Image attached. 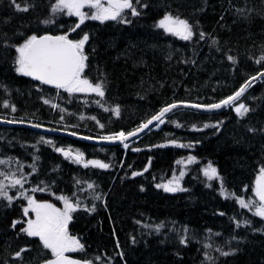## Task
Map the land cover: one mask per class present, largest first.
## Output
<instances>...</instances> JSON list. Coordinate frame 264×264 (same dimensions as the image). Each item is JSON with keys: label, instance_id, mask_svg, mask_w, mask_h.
Wrapping results in <instances>:
<instances>
[{"label": "trees", "instance_id": "16d2710c", "mask_svg": "<svg viewBox=\"0 0 264 264\" xmlns=\"http://www.w3.org/2000/svg\"><path fill=\"white\" fill-rule=\"evenodd\" d=\"M132 2L139 15L126 9L122 19H86L75 28L79 17L54 13L56 0H0V118L100 138L132 132L175 102L219 103L264 71V0ZM168 14L192 26L190 40L158 27ZM43 34L73 41L88 35L83 75L102 85L103 97L68 93L16 71L17 46ZM240 102L248 106L243 115L235 109ZM57 148L78 149L84 162ZM88 160L110 167L85 166ZM0 161V181L13 197L0 196V264L52 257L39 237L21 231L29 219L22 191L61 208V196L80 202L68 226L84 247L69 254L91 264H264V217L237 200L258 201L264 77L228 108L170 113L128 149L1 121ZM209 162L218 172L211 180L203 171ZM181 171L183 190L157 187ZM6 176L23 177V186Z\"/></svg>", "mask_w": 264, "mask_h": 264}, {"label": "snow or ice", "instance_id": "6c2138e0", "mask_svg": "<svg viewBox=\"0 0 264 264\" xmlns=\"http://www.w3.org/2000/svg\"><path fill=\"white\" fill-rule=\"evenodd\" d=\"M138 2V0H137ZM105 4L107 6H105ZM95 9V11L89 15L86 12L81 11L85 6ZM20 6L17 5V8ZM67 9L70 15L79 17V23L75 28H79L80 24H83L86 19L99 20L101 22L107 20L122 19L124 10L130 9L133 16L139 15L136 7L133 5L132 0H56V3L52 6L53 12H60ZM27 10V9H22ZM49 21H44L48 23ZM125 23L130 21L125 20ZM158 27L165 29L167 32L179 36L183 40H190L193 36L192 26L186 21L179 17H173L171 15H165L158 24ZM75 28L72 31H75ZM203 38V34H201ZM88 40V35L78 41L68 39V36H36L32 35L28 37L22 44L17 46L16 50L18 56L16 59V71L26 76H30L39 80L43 84L54 85L57 89H64L68 93H87L94 92L99 96L103 97V87L99 83H92L83 73L86 67L87 56L84 54V45ZM229 59H233L229 57ZM264 76V73L258 74ZM257 77H252L251 80L255 81ZM251 83L246 82L241 88L233 95L228 96L226 99L221 100L219 103L210 105L193 104L191 107L194 108H208V109H219L222 106L230 105L234 101L238 100L246 91L247 87H250ZM49 101H45L48 103ZM99 103V101H97ZM178 107L177 104H170L162 108L159 113L152 116L147 123L142 124L138 129L128 132H119L111 136H102V140H120L125 141L128 137L135 136L137 132L148 128L153 121H158L160 124L164 123L163 117L166 113L171 112L173 109ZM116 113H119V109H115ZM237 113L243 115L248 109L244 104H240L236 108ZM94 119V118H93ZM13 122V121H9ZM38 126V125H37ZM158 126V124H157ZM103 127V125H100ZM208 127V125H205ZM90 139V138H89ZM50 143V142H49ZM171 143H175L172 141ZM127 147V144H125ZM57 151L63 152L64 156L70 159H74L77 163H82L84 154L77 150L72 149H61L57 148ZM195 161V157H189L187 163ZM0 163H4L0 161ZM178 164L182 161H177ZM93 165L99 168H108L109 164H106L100 160H88L85 166ZM147 169H145L146 171ZM204 175L209 180L214 179L218 176L217 169L212 166L211 162L203 170ZM141 173H133V176L140 175ZM184 172H180V177H183ZM9 182L13 187L16 185L23 186V177L21 178H9ZM89 188L93 185L89 184ZM157 187H163L165 191L175 192L183 190L179 188V178L175 177L173 180L168 181L166 184L157 185ZM33 191H45L43 188H36ZM255 196L258 197V201H245L244 198L237 197L238 203L243 208H255V215L264 217V168L260 169L254 188ZM222 194L235 195L234 193H227L222 188ZM0 196L6 197L9 201L13 197L8 196L4 181H0ZM20 196L27 199V207L23 209L25 216L28 215L29 209L35 213V219H28L26 221L27 226L22 228L21 231L31 237H39L43 247L49 249L52 254V259L46 260L44 264H91L90 261H78L66 253L82 250L83 245L80 243L76 236H73L68 231V224L72 219L71 213L76 211L80 206V202L77 200L73 202L72 199L61 196L60 200L63 201V209L56 207V205L47 201H38L32 196H27L25 192H20ZM97 199L99 197L97 196ZM94 211V207L89 209ZM19 221H15L13 226ZM159 230V226H157ZM21 251H24L23 249ZM20 256V252L16 253ZM223 255H228L227 252Z\"/></svg>", "mask_w": 264, "mask_h": 264}, {"label": "water", "instance_id": "95a60500", "mask_svg": "<svg viewBox=\"0 0 264 264\" xmlns=\"http://www.w3.org/2000/svg\"><path fill=\"white\" fill-rule=\"evenodd\" d=\"M44 35H50V36H59V34H43V35H39V36H44ZM68 39H70L68 37ZM71 40V39H70ZM264 73V72H262ZM33 78V77H32ZM35 79V78H34ZM39 81V80H38ZM252 80L248 81L251 83ZM48 86H51V87H55L54 85H49V84H46ZM56 88V87H55ZM249 89V87H247L246 91ZM245 91V92H246ZM244 92V93H245ZM244 95V94H243ZM242 95V96H243ZM241 96V97H242ZM240 97V98H241ZM237 101V100H236ZM235 102V101H234ZM233 102V103H234ZM232 103V104H233ZM174 104H177L178 107H176L175 109H173L171 112L169 113H166L165 116L163 117V119L165 117H167L170 113L176 111L177 109H180V108H194V107H191V105H193V103H185V102H177V103H174ZM230 104V105H232ZM230 105H226V106H222L221 108H227L229 107ZM219 108V109H221ZM194 109H202V110H205V111H217L219 109H208V108H194ZM2 121V119L0 118V122ZM159 122L158 121H153V123L151 125L148 126V128L146 129H143L139 132H137V134L135 136H132V137H128L127 140L125 141H120V140H102L100 138H95V137H87V136H81L79 134H76L72 131H65V130H57V129H52L50 127H46V126H43V125H39V124H35V123H25V122H16L15 124H18V125H25V126H29V127H33V128H36V129H40V130H43V131H46V132H49V133H57V134H65V135H68V136H71V137H78V138H82V139H85V140H88L90 142H93V143H98V144H115V143H123L124 144V147H125V144H127V147H129V145H131L133 142L135 141H138L143 135H145L147 132H149L151 129H153ZM38 125V126H37ZM138 129V128H137ZM90 138V139H89ZM64 155V154H63ZM66 255L70 256L71 258L75 259V260H78V261H81V262H84V261H87L83 258H80V257H76L74 255H71V254H68L66 253ZM53 257L49 258V259H52ZM47 259V260H49ZM46 261V260H45ZM43 261L41 264H44Z\"/></svg>", "mask_w": 264, "mask_h": 264}, {"label": "rangeland", "instance_id": "374dc122", "mask_svg": "<svg viewBox=\"0 0 264 264\" xmlns=\"http://www.w3.org/2000/svg\"><path fill=\"white\" fill-rule=\"evenodd\" d=\"M105 6H107L106 4H105ZM81 11H83V12H86V13H88L89 15H91L94 11H95V9H93V8H90V7H88L87 5L84 7V8H82L81 9ZM168 15H171V14H168ZM171 16H173V17H177V16H174V15H171ZM181 19V18H180ZM183 20V19H182ZM240 104H244L245 105V107L248 109V106L244 103V102H240V103H238V104H236L235 105V109L240 105ZM246 113V112H245ZM4 122H7V123H10L9 121H6V120H4V119H2ZM218 173V172H217ZM175 177H177V178H179V188H182V182H181V177L180 176H175ZM174 178V177H173ZM173 178H171V179H169V180H167V181H165L164 183H162V184H166V183H168V181H170V180H173ZM161 184V185H162ZM258 198V197H257ZM51 203V202H50ZM53 204V203H52ZM55 205V204H54ZM56 207H58L57 205H56ZM58 208H61V207H58ZM61 209H63V208H61ZM28 217H29V219H35V213L34 212H32L31 211V209H29V212H28ZM69 225V224H68ZM68 231H69V226H68ZM69 233H70V231H69Z\"/></svg>", "mask_w": 264, "mask_h": 264}, {"label": "bare ground", "instance_id": "6f19581e", "mask_svg": "<svg viewBox=\"0 0 264 264\" xmlns=\"http://www.w3.org/2000/svg\"><path fill=\"white\" fill-rule=\"evenodd\" d=\"M264 72V71H263ZM262 73V72H261ZM260 73V74H261ZM254 77H257V79L255 80V81H251V85L252 84H254L255 82H257L260 78H262V77H264V76H262V75H256V76H254ZM251 79H249L248 81H250ZM247 81V82H248ZM245 85V84H244ZM175 103H177V102H175ZM174 104V103H173ZM193 104H195V103H193ZM201 105H203V104H201ZM180 109H185V108H180ZM180 109H177V110H180ZM189 109H193V110H199V109H194V108H189ZM201 111H205V110H202V109H200ZM166 118V117H165ZM164 118V119H165ZM163 119V120H164ZM4 120H6V119H4ZM3 121V120H2ZM6 121H9V120H6ZM11 121V120H10ZM17 121H13V122H10V123H16ZM7 123V122H6ZM9 123V124H10ZM25 123H28V122H25ZM31 123V122H30ZM147 123V122H146ZM160 125V123H158V126ZM157 125L153 128V129H155V128H157L158 127ZM47 127V126H46ZM139 128V127H138ZM57 130H60V129H57ZM136 130V129H135ZM152 130V129H151ZM150 130V131H151ZM65 131H69V130H65ZM75 133V132H74ZM119 133V132H118ZM76 134H78V133H76ZM127 134V133H126ZM79 135H81V134H79ZM81 136H85V135H81ZM108 136V135H107ZM87 137H90V136H87ZM75 138H78V137H75ZM95 138H97V137H95ZM78 139H82V138H78Z\"/></svg>", "mask_w": 264, "mask_h": 264}]
</instances>
